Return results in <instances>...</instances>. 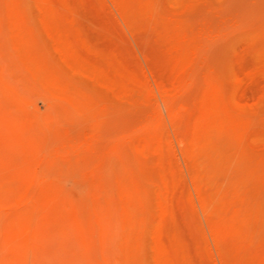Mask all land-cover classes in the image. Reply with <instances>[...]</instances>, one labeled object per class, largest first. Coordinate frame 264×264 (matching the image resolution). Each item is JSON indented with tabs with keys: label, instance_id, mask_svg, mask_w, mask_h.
<instances>
[{
	"label": "rangeland",
	"instance_id": "1",
	"mask_svg": "<svg viewBox=\"0 0 264 264\" xmlns=\"http://www.w3.org/2000/svg\"><path fill=\"white\" fill-rule=\"evenodd\" d=\"M0 264H264V0H0Z\"/></svg>",
	"mask_w": 264,
	"mask_h": 264
}]
</instances>
